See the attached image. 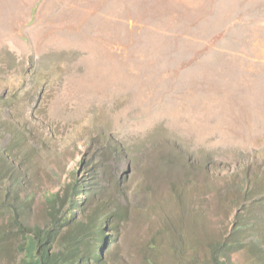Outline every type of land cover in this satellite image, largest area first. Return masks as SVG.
Masks as SVG:
<instances>
[{"label": "rangeland", "instance_id": "rangeland-1", "mask_svg": "<svg viewBox=\"0 0 264 264\" xmlns=\"http://www.w3.org/2000/svg\"><path fill=\"white\" fill-rule=\"evenodd\" d=\"M30 1L0 0V178L27 220L100 164L123 179L94 185L121 211L107 264H202L236 207L264 235V0Z\"/></svg>", "mask_w": 264, "mask_h": 264}, {"label": "trees", "instance_id": "trees-1", "mask_svg": "<svg viewBox=\"0 0 264 264\" xmlns=\"http://www.w3.org/2000/svg\"><path fill=\"white\" fill-rule=\"evenodd\" d=\"M99 166V169L91 170L90 180L93 182L118 186L123 181L120 175L103 180L102 166ZM13 178L16 180V177ZM90 180L82 179L77 170H73L69 180L58 191L43 196L45 216L41 224H36L30 223L26 217L30 199L21 206L24 195L16 189L11 192L15 181H11V187L3 188L9 179L0 178V205L8 213V220L0 225V258H6L4 264H107L101 247L106 240L114 241L111 236L121 211L115 209L108 213V201L100 198L104 191L98 193L94 186L97 183L91 186ZM245 197L244 192L239 194L237 203L241 198V205ZM176 198L177 203L183 200L181 197ZM227 209H233V205ZM245 211L238 207L231 211L232 226L226 236L222 234L219 239L210 238L200 246L196 244L194 254L197 247L205 249L202 264H264V235L256 231L254 224L253 227L249 224L254 217ZM246 234H251V239L261 242L259 248L262 253L245 248L242 238ZM235 245L238 248L233 251ZM240 251L246 255L241 263L232 258L234 252Z\"/></svg>", "mask_w": 264, "mask_h": 264}, {"label": "crops", "instance_id": "crops-1", "mask_svg": "<svg viewBox=\"0 0 264 264\" xmlns=\"http://www.w3.org/2000/svg\"><path fill=\"white\" fill-rule=\"evenodd\" d=\"M32 1V0H31ZM30 1V2H31ZM89 5H93V0H89V3L88 4H86L85 6H89ZM93 12V11H92ZM91 14H93V13H90V14H87V15H91Z\"/></svg>", "mask_w": 264, "mask_h": 264}, {"label": "clouds", "instance_id": "clouds-1", "mask_svg": "<svg viewBox=\"0 0 264 264\" xmlns=\"http://www.w3.org/2000/svg\"><path fill=\"white\" fill-rule=\"evenodd\" d=\"M97 183V182H96Z\"/></svg>", "mask_w": 264, "mask_h": 264}]
</instances>
